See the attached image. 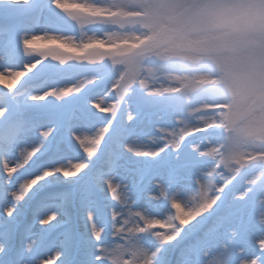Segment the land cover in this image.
I'll return each mask as SVG.
<instances>
[{"label": "rangeland", "instance_id": "374dc122", "mask_svg": "<svg viewBox=\"0 0 264 264\" xmlns=\"http://www.w3.org/2000/svg\"><path fill=\"white\" fill-rule=\"evenodd\" d=\"M0 264H264V0H0Z\"/></svg>", "mask_w": 264, "mask_h": 264}, {"label": "bare ground", "instance_id": "6f19581e", "mask_svg": "<svg viewBox=\"0 0 264 264\" xmlns=\"http://www.w3.org/2000/svg\"><path fill=\"white\" fill-rule=\"evenodd\" d=\"M59 173H61V172H59ZM62 174V173H61ZM13 261H14V258H13Z\"/></svg>", "mask_w": 264, "mask_h": 264}]
</instances>
